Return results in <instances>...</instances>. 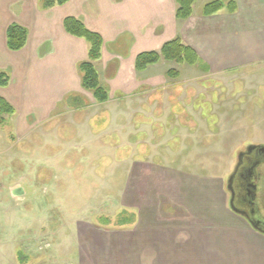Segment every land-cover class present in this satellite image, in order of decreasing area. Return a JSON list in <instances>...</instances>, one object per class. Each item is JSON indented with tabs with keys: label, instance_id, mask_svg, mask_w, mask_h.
Listing matches in <instances>:
<instances>
[{
	"label": "crops",
	"instance_id": "obj_1",
	"mask_svg": "<svg viewBox=\"0 0 264 264\" xmlns=\"http://www.w3.org/2000/svg\"><path fill=\"white\" fill-rule=\"evenodd\" d=\"M206 1L195 0L192 15L180 20L175 15V0H67L50 8H43L42 0H0V71L7 72L9 77L8 83L0 87V96L15 110L10 120L0 125V179L7 180L2 190L4 193L8 190L10 200H23L25 188L44 186L51 176L49 173L60 168L59 160L54 158L58 153H51V146H62L61 155L87 148L90 158L106 154L113 157L126 151L128 159H120L117 167L128 166L125 171L144 174L146 183L157 176L158 182L155 185L153 181V187L164 188L167 183L184 191L189 187H203L211 189L212 195L222 188L227 195L228 209L221 213L213 211L216 201H210L211 196L206 197L208 208L201 213L189 214L190 209L180 200L154 202L152 214L145 218L150 221L149 230L158 232L170 221H178L181 234L190 228L188 220H195L200 222L198 227L210 226L201 230L204 237H210L212 245L220 247L216 243L217 232L224 230L228 236L246 240V246L240 249L242 253L246 250V258L257 252L264 257V234L230 209L226 181L210 179L211 175L201 168L202 161L193 163L191 159L196 151L203 150L207 151L206 155L214 152L221 156L219 151L224 148V140L219 138L205 146L204 140L198 138L202 120H187V86L180 81L181 66L161 59L143 70L135 68L139 53L158 51L163 43L177 36L206 63L218 60L228 66L234 60L246 64L264 62V0H235L238 12L245 13L240 21L225 11L203 16L201 8ZM68 16L77 18L102 37L101 56L95 67L100 83L108 90V99L104 102H97L92 93L81 86L77 65L86 60L88 44L64 30L63 19ZM216 18H220V22L214 20ZM12 23L23 26L28 34L24 47L17 51L6 46V29ZM239 28L246 30L244 39L236 37L235 31ZM170 69H177L178 77H170L167 74ZM200 69L201 72L206 70ZM183 71L185 74V68ZM157 92L160 96L156 99ZM169 97L179 102L181 111L171 112ZM152 122L163 128L160 139L153 135ZM211 133L208 136H212ZM173 135L178 138L177 142L166 146ZM252 144L264 145V142ZM156 146H162L164 152L156 151ZM156 155L175 156L178 160L165 161L161 168L151 160ZM231 164L233 166L234 160ZM63 171L68 172V169ZM142 182L138 176L134 177L132 187L140 188ZM18 186L24 192L14 196L12 191ZM135 206L137 204L132 205ZM173 206L180 207L181 212L174 211ZM138 219L144 220L141 214ZM87 225L81 227L90 229ZM83 233L78 231L81 236ZM174 234L178 233L174 231ZM170 235L172 232L168 230L163 241ZM165 241L163 244L157 240L151 242L153 247L150 246L149 253L153 263L190 264L186 263L187 253L177 262L167 256L157 257L155 253L169 252ZM226 248L221 247L223 251ZM10 257L8 251L3 253L0 264H15L16 255L13 253V258Z\"/></svg>",
	"mask_w": 264,
	"mask_h": 264
},
{
	"label": "rangeland",
	"instance_id": "obj_2",
	"mask_svg": "<svg viewBox=\"0 0 264 264\" xmlns=\"http://www.w3.org/2000/svg\"><path fill=\"white\" fill-rule=\"evenodd\" d=\"M237 9L234 13H226L235 16L236 21L243 20L245 13ZM217 19L220 22V18L214 20ZM235 33L240 39L246 36L245 29L239 28ZM202 62L207 66L206 72H201L198 64L189 66L175 63L177 67L181 66L183 72L181 84L186 83L187 86V120H202L198 138L204 140L205 146L221 138L224 140V148L219 151L221 156H216L214 152L206 155L207 151L203 150L200 153L196 151L191 159L193 163L202 161L201 168L211 175L210 179L224 183L238 151L244 146H252L253 142H264V62L246 64L234 60L228 66H223L218 60ZM159 96V92L154 94L156 99ZM168 100L172 103V113L181 111L178 110V101L170 97ZM180 104L182 107L183 104ZM154 122L153 135L160 139L163 128ZM210 133L212 136H208ZM177 140L173 135L166 146L174 145ZM50 150L51 153H58L54 158L64 163L57 161L60 168L49 173L51 176L45 180L44 186L38 183L39 187L25 188L26 196L21 201L10 200L8 190L5 189V193L2 188L0 190V261L3 253L5 255L8 251L10 258H13V253L16 255L15 264H155L149 253L151 242L157 240L163 244V235L169 230L172 235L165 241L169 252L155 253L157 257L167 256L170 261L177 262L182 261L181 258L187 253L186 263L190 264H264V257L261 258L258 252L250 253L246 258V250L245 253L240 251L246 246V240L228 236L224 230L217 232L216 243L220 247L212 245L210 237H204L202 227L196 226L200 222L195 220H188L187 226L190 228L181 234L177 228L178 221H170L168 226L158 232L147 228L150 221L145 218L152 214L153 203L157 201L164 204V200H180L190 209L189 214L201 213L205 207L208 208L206 197L211 196L210 201H216L213 211L224 212L227 208V195L222 188L218 189L216 195H212L211 189L203 187H189L184 191L170 187L165 182L164 188L153 187L152 182L155 185L158 182L157 176H152L146 183L144 174L125 171L128 166L117 167L120 159H128L124 154L126 151L116 154L115 159V156L107 154L90 158L87 148L70 150L69 155H61L62 146H51ZM155 150L164 152L162 146H156ZM151 160L158 167L164 168L165 161L172 163L178 157L164 158L156 155ZM261 166L264 168V163ZM63 169H68V172ZM137 176L143 181L139 184L140 188L132 187V179ZM3 179H0V185L5 188L7 180ZM258 191L260 195L264 192V183L259 184ZM133 204L137 206L132 207ZM120 206L135 210L136 227L114 230L93 225L95 214H114ZM174 209L181 212L180 207L175 206ZM260 210L264 215L263 206ZM139 214L144 220L137 221ZM87 224L90 229L81 227ZM208 227L206 225L202 229ZM78 231H83V236ZM174 231L178 234L175 235ZM221 247L228 248L223 251Z\"/></svg>",
	"mask_w": 264,
	"mask_h": 264
},
{
	"label": "trees",
	"instance_id": "obj_3",
	"mask_svg": "<svg viewBox=\"0 0 264 264\" xmlns=\"http://www.w3.org/2000/svg\"><path fill=\"white\" fill-rule=\"evenodd\" d=\"M67 0H42L43 8H50L54 5H62ZM177 19L184 20L191 16L192 5L195 0H175ZM237 9L235 0H211L206 2L201 8L203 16H211L224 10L227 13H234ZM64 30L79 38H83L87 44V58L78 63L77 69L80 74L81 86L92 93L97 102H104L108 99V90L100 81L95 62L101 56V48L103 40L100 34L93 32L85 27V25L74 17H65L63 19ZM26 29L16 23L10 24L6 29V46L11 51H17L24 47L27 40ZM172 61L178 64H186L189 66L199 65L203 69H207L205 63L202 62L198 54L188 45L183 44L180 37H175L162 44L158 51H147L139 53L135 58V68L143 70L147 65L155 64L159 60ZM170 77H178V71L168 70ZM8 75L0 72V86L8 83ZM13 107L0 97V121L4 115L12 114ZM92 223L96 227L104 229L123 230L132 228L136 221V212L134 210L121 207L114 214H98L95 215Z\"/></svg>",
	"mask_w": 264,
	"mask_h": 264
},
{
	"label": "flooded vegetation",
	"instance_id": "obj_4",
	"mask_svg": "<svg viewBox=\"0 0 264 264\" xmlns=\"http://www.w3.org/2000/svg\"><path fill=\"white\" fill-rule=\"evenodd\" d=\"M208 1H211V0H208ZM208 1H206V2H208ZM2 72H5V71H2ZM5 73H7V72H5ZM8 81H9V79H8ZM0 87H4V86H0ZM7 103H9V102H7ZM13 114H14V112L12 114L4 115L2 121H0V125L2 123H4V121H6V120H10V116H12ZM249 148H250V146H247V147L244 146L240 151H238V153L240 154L239 162H238V159L236 157L234 159L235 163L233 164L232 170H231V172L228 173L227 179H228L229 175L232 173V171L235 169V165L238 162V165L235 169L234 176H233L232 181H231L232 195H231V192H228V195H229L228 202L231 199L233 207L235 209L239 210L240 212H243L244 217H242V216L241 217L244 219L245 222H246V215H247V217L249 219H253L254 221H256V220L261 221V225L264 226V215L261 213V210H260L261 206L264 207V192L261 193V195H260V193L258 191L259 184L264 183V168L261 166L264 163V159L261 162L260 161L261 159L258 158V153L260 152V154H264V149H260L258 151L256 148H253L250 150H249ZM255 161H260V163L256 166L255 171H253V172L249 171L248 172V174L251 175L252 182L256 185L254 199L251 202L250 197L247 195V191H246V182H247L246 176L248 175V174L246 175V168L251 163H253ZM121 207H124V206H120L119 208H121ZM131 210H134V209H131ZM95 215H98V214H95ZM262 228L264 229V227H262ZM114 230H116V229H114ZM258 232L264 234V231H258Z\"/></svg>",
	"mask_w": 264,
	"mask_h": 264
},
{
	"label": "water",
	"instance_id": "obj_5",
	"mask_svg": "<svg viewBox=\"0 0 264 264\" xmlns=\"http://www.w3.org/2000/svg\"><path fill=\"white\" fill-rule=\"evenodd\" d=\"M253 148H256L258 151L260 149H264V145H252L250 146L249 150L250 149H253ZM258 158L261 159L260 161H263L264 159V154H260V152L258 153ZM237 159H238V162H239V159H240V154L237 155ZM260 161H255L253 163H251L247 168H246V175L248 174L249 171L253 172L255 171V168L256 166L260 163ZM238 162L236 163V166H235V169L238 165ZM235 169L232 171V173L229 175L228 179H227V188L229 189V191L231 192V195H232V188H231V181H232V178L234 176V173H235ZM246 191H247V195L250 197V201L252 202L253 199H254V195H255V189H256V185L253 184V182L251 181V175H247L246 176ZM13 195L14 196H20L24 191L21 187H15L12 191ZM229 205H230V208L231 210H233L234 212L236 213H240L241 215H244L243 212H240L239 210L235 209L232 205V202H231V199H230V202H229ZM246 219L248 220V222L250 223V225L255 229V230H258V231H264V229L261 225V221L259 220H255L254 221L253 219H249L246 215Z\"/></svg>",
	"mask_w": 264,
	"mask_h": 264
}]
</instances>
